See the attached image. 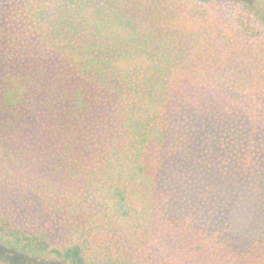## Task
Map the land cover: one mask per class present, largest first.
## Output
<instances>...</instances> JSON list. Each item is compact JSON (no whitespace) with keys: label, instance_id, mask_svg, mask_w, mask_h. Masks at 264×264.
I'll list each match as a JSON object with an SVG mask.
<instances>
[{"label":"trees","instance_id":"trees-1","mask_svg":"<svg viewBox=\"0 0 264 264\" xmlns=\"http://www.w3.org/2000/svg\"><path fill=\"white\" fill-rule=\"evenodd\" d=\"M123 3L0 0V245L11 253L142 264L150 247L163 214L153 142L167 96L189 79L180 41L229 36L206 9L165 27ZM250 29L238 20L237 32ZM262 109L245 114L264 125ZM6 201L33 203L44 226L12 221Z\"/></svg>","mask_w":264,"mask_h":264},{"label":"rangeland","instance_id":"rangeland-1","mask_svg":"<svg viewBox=\"0 0 264 264\" xmlns=\"http://www.w3.org/2000/svg\"><path fill=\"white\" fill-rule=\"evenodd\" d=\"M123 5L138 19L165 27H175L193 8L206 9L229 36L180 41L189 69L182 75L189 79L182 96H167L171 113L153 142L163 214L142 264H264V125L245 114L252 107L264 113V104L257 106L264 95V0H216L206 6L195 0H124ZM239 19L251 27L248 34L237 32ZM171 33L167 28L163 36ZM92 201L99 211L102 199ZM6 204L12 221L44 226L35 221L33 203ZM0 264L58 263L0 245Z\"/></svg>","mask_w":264,"mask_h":264}]
</instances>
